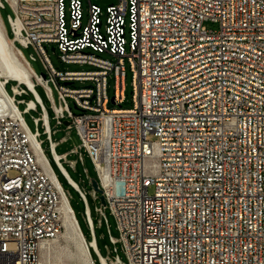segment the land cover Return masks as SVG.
<instances>
[{"label":"built area","instance_id":"obj_1","mask_svg":"<svg viewBox=\"0 0 264 264\" xmlns=\"http://www.w3.org/2000/svg\"><path fill=\"white\" fill-rule=\"evenodd\" d=\"M82 1L0 0V14L6 5L12 11L11 35L5 29L31 81L10 77L3 84L0 264H81L40 254L43 242L61 240L66 229L59 184L70 202L42 133L86 205L90 241L73 210L88 250L84 264H264V0H119L105 17L90 4L86 24ZM49 44L63 61L92 68H55ZM30 45L44 63L40 75L22 53ZM126 59L133 73L129 108L122 106ZM36 84L44 87L57 124L69 121L77 130L81 142L70 152L82 162L85 152L95 164L104 207L120 231L118 238L110 234L113 256L97 246L86 192L70 182L63 165L68 152H56L59 142ZM110 101L119 106L108 107Z\"/></svg>","mask_w":264,"mask_h":264},{"label":"rangeland","instance_id":"obj_2","mask_svg":"<svg viewBox=\"0 0 264 264\" xmlns=\"http://www.w3.org/2000/svg\"><path fill=\"white\" fill-rule=\"evenodd\" d=\"M118 2L119 0H83L82 1L83 23L86 24L88 22L90 4H95L98 7H100V10L102 11V16L105 17L107 7L111 4H117ZM10 13H12V11L10 7L6 5L5 8L1 9V14H0L5 24V28L7 29V32L9 35H11L10 24L8 21V14ZM205 24L209 28L216 27V25H214L211 22H205ZM21 49H22V53L24 57L30 62L31 67L37 74L40 75L42 72H45V66H44L43 60L40 54L38 53V51L32 45H30L29 47L21 46ZM47 49H48L47 54L51 62L53 63L54 67L59 70H88L92 68V66L88 64L67 63L63 61L60 58V52L58 50L52 49L50 44L47 45ZM103 56L114 59L110 54H107V53L103 54ZM125 67H126L125 100L122 103V106L125 108H129V107H132L133 105V99H132L133 97V73L130 69V64L127 59L125 60ZM108 82H109L108 92H109L110 97H112L114 94V84H115V79L112 75L109 77ZM14 83H15L14 81H10L6 85V89L8 92L11 93V85ZM84 83L85 82L76 81L74 86L79 87L83 85ZM36 89L38 93L40 94V96L43 98L44 103L48 110V114L50 118L49 123H50L51 130L53 131L52 138L54 141L59 142L56 146V152L58 154L68 152L67 161L63 160V165L67 169L70 176L78 183L80 188L86 192V199H87V203L90 209L91 218L93 221L96 243L101 253L103 255H107L109 253V250H112L114 248V244L111 242V239H110V234L118 238L120 236V231L118 229L115 216L111 213L108 207H104V204L100 199V193L97 194V197H95L94 195V187L92 185L91 180L97 178V170H96L95 164L85 152H83L84 162L81 161L79 153L70 152L74 147L79 146L81 142L77 130L74 127L68 128L67 125L65 124H62V125L57 124V121L54 118V113L51 108L50 101L46 97L44 87L40 84H36ZM54 96H55V99L57 100L56 90H54ZM24 97L26 99H30L32 98V95H28ZM18 98H20V96H18ZM70 104L72 108L74 109V104L72 100H70ZM118 106L119 104H115L112 101H110L108 105V107L110 108L118 107ZM19 108L23 109L24 104L20 103ZM39 111H40V108L38 112H33V115L38 116ZM75 111L78 112L77 110ZM24 117L29 127L31 129H34L35 124L31 117V114L25 113ZM39 129L42 133L43 127L41 125L39 126ZM40 138L43 140L42 148L44 150V153L50 160V163L55 173L57 174L59 181L62 183L63 188L67 191L69 195L70 203L74 210V213L79 223V226L81 228V231L84 237L86 238V240L90 241L92 239V234H91V230L89 228L87 218H86L85 202L81 198L79 192L68 183V181L66 180V178L61 173L58 166L56 165L53 159L52 153L50 151L49 141L47 140L46 134L42 133ZM149 139L157 140V136H155L154 134H150ZM70 161H76L75 166H72L69 163ZM85 168H87V172L85 171ZM153 192H154V187L151 186L150 193H153ZM99 208H102L103 211L105 212L106 219L100 214L98 210ZM65 242H66V239L64 236H62L61 240H59L58 243H61L62 245H64L66 244ZM117 246H118V254L120 255L121 259L127 262L128 259H127L125 251L122 248V244L118 243ZM92 253L94 257H96L93 250H92ZM109 254L112 256L114 255L113 252ZM52 255L53 257L51 258V260H54V261H58L62 263H80L77 258H73L67 255V253L57 251L56 249L52 251Z\"/></svg>","mask_w":264,"mask_h":264},{"label":"bare ground","instance_id":"obj_3","mask_svg":"<svg viewBox=\"0 0 264 264\" xmlns=\"http://www.w3.org/2000/svg\"><path fill=\"white\" fill-rule=\"evenodd\" d=\"M10 77H16L22 81L24 80L31 83L28 71L19 58L16 47L8 36L0 15V105L2 106L8 105L7 101L2 97V94H5L3 84L6 79ZM31 137L33 146L36 148L39 158L44 161V156L38 149V143L35 140L34 135H31ZM48 169L50 171V168ZM70 182L75 186L77 185V182L71 176ZM59 189L62 196L61 210L63 212V220L66 228L62 236L65 237L66 244L62 245L61 243H58L59 241L43 242L41 244L40 254L42 258L52 257V251L56 249L57 251L67 253V255L73 258H77L81 264H84L88 259L87 246L78 229L71 203L66 194L62 192L63 190L61 189L60 184Z\"/></svg>","mask_w":264,"mask_h":264},{"label":"water","instance_id":"obj_4","mask_svg":"<svg viewBox=\"0 0 264 264\" xmlns=\"http://www.w3.org/2000/svg\"><path fill=\"white\" fill-rule=\"evenodd\" d=\"M52 49H54V47H52ZM64 123L65 125H68L69 121H65ZM92 185L96 191L100 192V199L103 202V204H105V198L104 195L102 194V190L99 188V183L97 179H92Z\"/></svg>","mask_w":264,"mask_h":264}]
</instances>
